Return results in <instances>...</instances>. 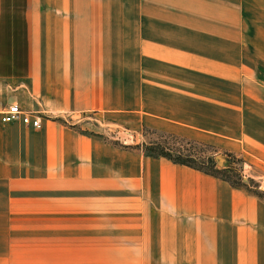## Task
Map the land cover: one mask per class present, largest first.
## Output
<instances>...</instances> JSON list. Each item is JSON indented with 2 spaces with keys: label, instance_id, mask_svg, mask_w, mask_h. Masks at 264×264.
I'll use <instances>...</instances> for the list:
<instances>
[{
  "label": "crops",
  "instance_id": "obj_1",
  "mask_svg": "<svg viewBox=\"0 0 264 264\" xmlns=\"http://www.w3.org/2000/svg\"><path fill=\"white\" fill-rule=\"evenodd\" d=\"M0 101V264H264V201L64 121L264 167V0H0Z\"/></svg>",
  "mask_w": 264,
  "mask_h": 264
},
{
  "label": "rangeland",
  "instance_id": "obj_2",
  "mask_svg": "<svg viewBox=\"0 0 264 264\" xmlns=\"http://www.w3.org/2000/svg\"><path fill=\"white\" fill-rule=\"evenodd\" d=\"M64 121L69 122L73 127L82 132L97 134L112 145L128 150L139 151L142 154H144V146L157 143L170 148L172 151H179L183 155H190L195 160H200L204 155L211 154L218 168L223 167L229 160L225 152L213 150V148L208 145L201 146L202 144L199 143L190 142L171 135L151 132L147 129L133 131L127 126L107 119L106 116L101 114L95 115L87 113L83 115H67L64 117ZM234 157L237 161L233 159V166L242 176L241 182L247 185L250 191L258 193L261 200L264 201V167L256 163L258 161H252L249 157H247V159L236 155H234ZM69 251L70 250H62V254H64L62 256L68 255ZM107 252L108 259L111 257L116 258L115 255H117L119 251L109 249ZM92 256L94 260L104 259L101 250H94Z\"/></svg>",
  "mask_w": 264,
  "mask_h": 264
},
{
  "label": "trees",
  "instance_id": "obj_3",
  "mask_svg": "<svg viewBox=\"0 0 264 264\" xmlns=\"http://www.w3.org/2000/svg\"><path fill=\"white\" fill-rule=\"evenodd\" d=\"M201 146H204V144H202ZM144 155L153 158L163 157L173 163L182 164L199 170L203 173L226 181L232 187L240 188L247 192H250L251 194L261 199L258 193L250 191V189L247 188V185L241 182L242 176L240 175L239 171H237V169L233 166L235 157L230 153H226V156L229 158V160L221 168H218L216 166L215 159L211 154L204 155L200 160H195L190 155H183L179 151H172L170 148L164 147L163 145L157 143L144 146Z\"/></svg>",
  "mask_w": 264,
  "mask_h": 264
},
{
  "label": "built area",
  "instance_id": "obj_4",
  "mask_svg": "<svg viewBox=\"0 0 264 264\" xmlns=\"http://www.w3.org/2000/svg\"><path fill=\"white\" fill-rule=\"evenodd\" d=\"M12 122H19L31 128H39L40 126L37 114L21 108L14 102L0 101V126Z\"/></svg>",
  "mask_w": 264,
  "mask_h": 264
}]
</instances>
